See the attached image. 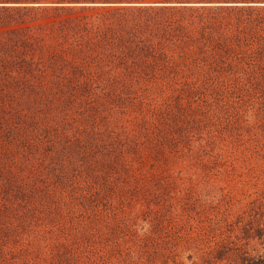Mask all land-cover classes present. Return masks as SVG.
I'll return each mask as SVG.
<instances>
[{"label": "trees", "instance_id": "trees-1", "mask_svg": "<svg viewBox=\"0 0 264 264\" xmlns=\"http://www.w3.org/2000/svg\"><path fill=\"white\" fill-rule=\"evenodd\" d=\"M0 264H264V0H0Z\"/></svg>", "mask_w": 264, "mask_h": 264}]
</instances>
